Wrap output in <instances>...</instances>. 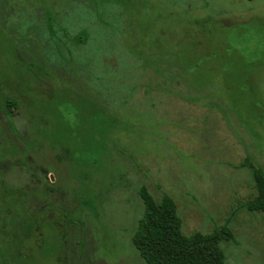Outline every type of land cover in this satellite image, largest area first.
I'll use <instances>...</instances> for the list:
<instances>
[{"label":"rangeland","instance_id":"rangeland-1","mask_svg":"<svg viewBox=\"0 0 264 264\" xmlns=\"http://www.w3.org/2000/svg\"><path fill=\"white\" fill-rule=\"evenodd\" d=\"M176 61L203 68L211 86L164 92L147 67ZM26 75L70 129L101 89L120 122L91 154L96 191L77 195L88 208L67 204L64 248L48 229L35 264H145L131 244L143 186L174 201L183 235L228 230L225 264H264V213L247 209L251 171L264 174V0H0V92ZM42 173L55 183L52 164Z\"/></svg>","mask_w":264,"mask_h":264},{"label":"trees","instance_id":"trees-1","mask_svg":"<svg viewBox=\"0 0 264 264\" xmlns=\"http://www.w3.org/2000/svg\"><path fill=\"white\" fill-rule=\"evenodd\" d=\"M147 68L163 79L166 93L201 92L211 86L203 68L193 70L184 61ZM28 79L26 75L18 85L5 84L0 92V264H35V258L47 243L48 229L52 233L50 238L59 244L55 246L56 252L64 248V238L70 231L64 223L75 224L76 208L73 215H70L72 208H68L76 203L83 213L89 204L81 203L78 193L96 191L92 190L97 183L94 184L91 175L96 171L97 162L91 160V154L98 152L102 156L103 145L107 150L106 141L120 124L112 114L115 106L109 104L106 91L101 89L97 93L93 91L90 110L76 114L77 128L75 125L70 129L63 116L49 111L50 99L43 101L47 99L46 88L37 89ZM36 94L42 98L43 105L34 109L32 97ZM51 113L54 120L49 124L46 116ZM19 115L25 123L18 128L14 119ZM84 134L86 138L70 144L75 135ZM46 164L54 167V184L42 173ZM18 170L29 174L28 183H10L13 180L9 178ZM251 176L258 194L247 209L264 213V174L252 170ZM138 196L143 215L131 244L145 264H225L220 245L232 240L228 230L220 229L209 235H183L182 221L170 197L163 196L156 202L144 186L138 189Z\"/></svg>","mask_w":264,"mask_h":264}]
</instances>
